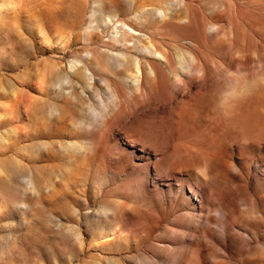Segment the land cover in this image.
<instances>
[{
	"label": "rangeland",
	"instance_id": "374dc122",
	"mask_svg": "<svg viewBox=\"0 0 264 264\" xmlns=\"http://www.w3.org/2000/svg\"><path fill=\"white\" fill-rule=\"evenodd\" d=\"M0 264H264V0H0Z\"/></svg>",
	"mask_w": 264,
	"mask_h": 264
},
{
	"label": "bare ground",
	"instance_id": "6f19581e",
	"mask_svg": "<svg viewBox=\"0 0 264 264\" xmlns=\"http://www.w3.org/2000/svg\"><path fill=\"white\" fill-rule=\"evenodd\" d=\"M133 74V73H132ZM134 77V76H133ZM135 78L136 79H138V78H140V76H138V71H135ZM154 84H152L151 86H150V89H154Z\"/></svg>",
	"mask_w": 264,
	"mask_h": 264
}]
</instances>
